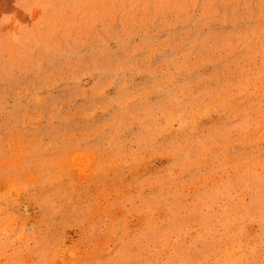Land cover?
I'll list each match as a JSON object with an SVG mask.
<instances>
[{"label": "rangeland", "instance_id": "obj_1", "mask_svg": "<svg viewBox=\"0 0 264 264\" xmlns=\"http://www.w3.org/2000/svg\"><path fill=\"white\" fill-rule=\"evenodd\" d=\"M0 264H264V0H0Z\"/></svg>", "mask_w": 264, "mask_h": 264}]
</instances>
